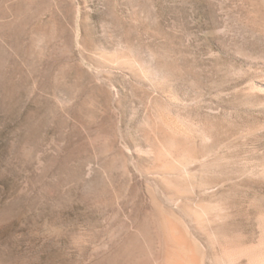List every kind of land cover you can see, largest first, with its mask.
<instances>
[{
    "label": "rangeland",
    "instance_id": "374dc122",
    "mask_svg": "<svg viewBox=\"0 0 264 264\" xmlns=\"http://www.w3.org/2000/svg\"><path fill=\"white\" fill-rule=\"evenodd\" d=\"M161 216L264 264V0H0V264H154Z\"/></svg>",
    "mask_w": 264,
    "mask_h": 264
},
{
    "label": "bare ground",
    "instance_id": "6f19581e",
    "mask_svg": "<svg viewBox=\"0 0 264 264\" xmlns=\"http://www.w3.org/2000/svg\"><path fill=\"white\" fill-rule=\"evenodd\" d=\"M161 222L165 232V245L155 257L154 264H198L200 261L191 239H188L180 225L169 217H162Z\"/></svg>",
    "mask_w": 264,
    "mask_h": 264
}]
</instances>
